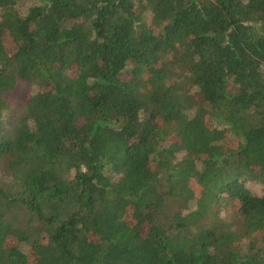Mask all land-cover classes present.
I'll return each mask as SVG.
<instances>
[{
	"label": "trees",
	"instance_id": "1",
	"mask_svg": "<svg viewBox=\"0 0 264 264\" xmlns=\"http://www.w3.org/2000/svg\"><path fill=\"white\" fill-rule=\"evenodd\" d=\"M0 264H264V0H0Z\"/></svg>",
	"mask_w": 264,
	"mask_h": 264
},
{
	"label": "rangeland",
	"instance_id": "2",
	"mask_svg": "<svg viewBox=\"0 0 264 264\" xmlns=\"http://www.w3.org/2000/svg\"><path fill=\"white\" fill-rule=\"evenodd\" d=\"M7 43H10V41L7 40ZM13 99L15 100V102H17L16 100H18L19 98L14 97ZM15 105H16V104H15ZM16 106H17V105H16ZM16 106H14V107H16ZM229 144H230V145H234V142H229ZM232 211H233L232 208H228V209L226 210V212H223V213H222L223 218H225V220H227L228 222H230V221L232 220V218H230V216H233Z\"/></svg>",
	"mask_w": 264,
	"mask_h": 264
}]
</instances>
